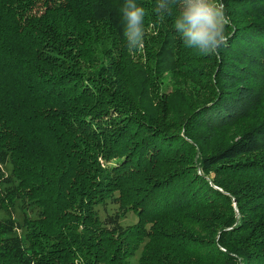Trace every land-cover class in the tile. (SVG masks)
<instances>
[{"label": "trees", "instance_id": "obj_1", "mask_svg": "<svg viewBox=\"0 0 264 264\" xmlns=\"http://www.w3.org/2000/svg\"><path fill=\"white\" fill-rule=\"evenodd\" d=\"M124 2L0 0V209L37 211L0 264H264V0H223L211 54L156 0L130 49Z\"/></svg>", "mask_w": 264, "mask_h": 264}, {"label": "clouds", "instance_id": "obj_2", "mask_svg": "<svg viewBox=\"0 0 264 264\" xmlns=\"http://www.w3.org/2000/svg\"><path fill=\"white\" fill-rule=\"evenodd\" d=\"M121 11L126 46L142 47L148 12L137 0H125ZM154 14L171 20V30L187 49L211 54L226 43L230 18L223 0H156Z\"/></svg>", "mask_w": 264, "mask_h": 264}, {"label": "rangeland", "instance_id": "obj_3", "mask_svg": "<svg viewBox=\"0 0 264 264\" xmlns=\"http://www.w3.org/2000/svg\"><path fill=\"white\" fill-rule=\"evenodd\" d=\"M2 170L4 172V175L6 177H10L11 174V165L9 163L2 166ZM8 180H12L11 186L15 184V181L13 178H10ZM14 181V183H13ZM2 189L5 190L7 187H10V184H2ZM23 205V206H22ZM98 215L101 221H107V219H118L119 224L126 228L130 227L137 221V217L132 212H123L119 209V205L115 203L112 199H108L105 204L98 207ZM29 217L31 219H34L37 217V211L31 210L28 204L22 203L18 201L16 203V206L11 210L9 213H6L5 211L0 209V222L7 220L8 218L11 219L13 222V226L15 229V234L23 237L24 231L21 229V225L23 220ZM140 248L134 255V257L130 260V264H138V259L141 252Z\"/></svg>", "mask_w": 264, "mask_h": 264}, {"label": "snow or ice", "instance_id": "obj_4", "mask_svg": "<svg viewBox=\"0 0 264 264\" xmlns=\"http://www.w3.org/2000/svg\"><path fill=\"white\" fill-rule=\"evenodd\" d=\"M213 107H215V105Z\"/></svg>", "mask_w": 264, "mask_h": 264}, {"label": "water", "instance_id": "obj_5", "mask_svg": "<svg viewBox=\"0 0 264 264\" xmlns=\"http://www.w3.org/2000/svg\"><path fill=\"white\" fill-rule=\"evenodd\" d=\"M234 207H235V204H234Z\"/></svg>", "mask_w": 264, "mask_h": 264}]
</instances>
